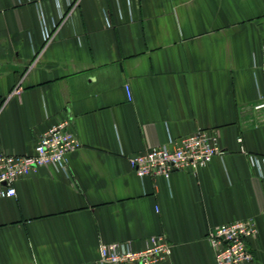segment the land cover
Returning a JSON list of instances; mask_svg holds the SVG:
<instances>
[{
	"label": "crops",
	"instance_id": "crops-1",
	"mask_svg": "<svg viewBox=\"0 0 264 264\" xmlns=\"http://www.w3.org/2000/svg\"><path fill=\"white\" fill-rule=\"evenodd\" d=\"M73 2L0 0V151L31 154L64 119L82 143L67 169L0 197V264H99L102 244L158 234L172 245L159 264H216L208 232L245 219L264 264V170L249 158L264 157V0ZM198 129L224 150L206 166L131 168Z\"/></svg>",
	"mask_w": 264,
	"mask_h": 264
},
{
	"label": "built area",
	"instance_id": "built-area-1",
	"mask_svg": "<svg viewBox=\"0 0 264 264\" xmlns=\"http://www.w3.org/2000/svg\"><path fill=\"white\" fill-rule=\"evenodd\" d=\"M80 2L81 0H74L73 4L77 6ZM45 37L50 39V31L47 28ZM32 67L33 65H30V68ZM126 90L128 99L132 100L130 85H126ZM18 92L19 88L15 89L14 93ZM256 108H264V99ZM81 146L79 137L72 129L71 120L64 119L39 137L33 153L19 155L0 151V197L16 196V181L40 167L67 169L68 155ZM223 153L220 136L216 130L198 129L180 139H170L167 144L141 151L129 157V163L140 177L151 175L169 178L174 171H197L198 168L206 166L214 156ZM249 158L251 165L263 173L264 157L251 154ZM257 233V226L252 219L237 220L211 229L208 239L216 253V264H251L255 257L249 241L256 237ZM171 253L172 245L168 237L158 234L150 236L141 249H135L130 241L102 244L99 264H159Z\"/></svg>",
	"mask_w": 264,
	"mask_h": 264
}]
</instances>
